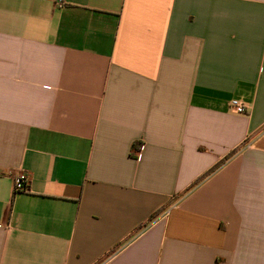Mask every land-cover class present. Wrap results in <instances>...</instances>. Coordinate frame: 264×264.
<instances>
[{"label": "crops", "instance_id": "1", "mask_svg": "<svg viewBox=\"0 0 264 264\" xmlns=\"http://www.w3.org/2000/svg\"><path fill=\"white\" fill-rule=\"evenodd\" d=\"M0 264H264V0H0Z\"/></svg>", "mask_w": 264, "mask_h": 264}, {"label": "built area", "instance_id": "2", "mask_svg": "<svg viewBox=\"0 0 264 264\" xmlns=\"http://www.w3.org/2000/svg\"><path fill=\"white\" fill-rule=\"evenodd\" d=\"M229 107L237 114H245L246 107L238 100L232 99L229 101ZM27 181L24 174H19L13 180V192L26 191Z\"/></svg>", "mask_w": 264, "mask_h": 264}, {"label": "trees", "instance_id": "3", "mask_svg": "<svg viewBox=\"0 0 264 264\" xmlns=\"http://www.w3.org/2000/svg\"><path fill=\"white\" fill-rule=\"evenodd\" d=\"M222 162H223V161H221V163H222ZM221 163H220V164H221ZM215 168H216V167L210 169L209 172H208L207 174H209V173H211L212 171H214ZM205 176H206V175H205Z\"/></svg>", "mask_w": 264, "mask_h": 264}]
</instances>
